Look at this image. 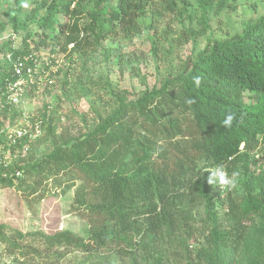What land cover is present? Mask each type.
I'll return each mask as SVG.
<instances>
[{
	"label": "rangeland",
	"instance_id": "374dc122",
	"mask_svg": "<svg viewBox=\"0 0 264 264\" xmlns=\"http://www.w3.org/2000/svg\"><path fill=\"white\" fill-rule=\"evenodd\" d=\"M41 1L0 0V66L10 56L8 47L20 49L23 41L29 46L24 51L37 62L32 75L20 84L17 105H9L1 93L0 78V178L12 177L10 169L14 166L32 164L51 152L54 141L62 143L65 137L75 139L95 129L101 120L114 115L122 102H133L153 86H163L192 68L199 55L206 56L214 41L241 33L264 14V0H138L142 3L137 18L139 31L124 35L116 20L109 19L116 1L104 0L99 5L103 35L96 39L97 34L87 31L89 42L80 52L72 50V44L63 51L59 50L61 44L54 45L53 51L50 47L36 48L42 30L36 23L44 13L36 7ZM77 9L71 18L56 13L54 19L58 23L79 19L83 26L91 21L89 13L99 10L95 0H84ZM13 15L26 20L23 31L13 32ZM99 24L91 22L94 31L100 29ZM243 96L245 103L257 99L256 94L246 91ZM182 117V122L191 127V116L185 113ZM18 128L27 136L20 149L7 144V133ZM148 129L156 133L159 127ZM195 163L200 168L203 160L197 158ZM128 168L131 170V166ZM236 169L230 174L225 172L230 183L223 187L213 174L216 170L209 169L205 175L201 171L202 181L212 182L208 183V192L215 201L216 227L230 240L237 229L226 218L232 199L228 188L237 187V195L244 193L242 185L234 182L242 172L241 166ZM21 176L20 180L12 179L11 185L0 181V224L4 225L0 228V264H143L141 256L146 254L137 251L136 234L132 235L131 248L116 242L92 252L70 245L48 249L40 233L68 230L88 240L87 216L73 202L81 180L71 168L40 175L29 171ZM181 193L150 218L154 222L162 217L167 221L155 230L160 264H206L198 250L208 246L212 231L207 201L201 202L200 191L196 194L191 188ZM243 223L245 234L239 251H225L222 264H264V251H252L264 248V222L251 212ZM18 232L23 236L18 237ZM2 234L18 247L10 246Z\"/></svg>",
	"mask_w": 264,
	"mask_h": 264
},
{
	"label": "trees",
	"instance_id": "16d2710c",
	"mask_svg": "<svg viewBox=\"0 0 264 264\" xmlns=\"http://www.w3.org/2000/svg\"><path fill=\"white\" fill-rule=\"evenodd\" d=\"M103 1L95 0L99 10L89 13V24L80 26L79 19L58 23L54 15L71 18L84 0H42L36 7L44 10L36 23L42 28L36 48L44 46L55 51L52 46L61 44L59 50L63 51L72 44V50L80 52L89 42L87 31L97 34L96 39L103 35L99 7ZM115 1L109 19L116 20L124 35L136 34L142 3ZM10 20L14 33L26 27V20L17 15ZM93 21H99V30L94 31ZM25 49H29L25 41L20 49L8 47L11 58H5L0 66L1 91L7 81L16 79L13 60L17 55L27 54ZM244 91L256 94V101L245 103ZM185 113L191 116L192 128L182 122ZM112 116L78 138L65 137L62 143L54 141L51 152L32 164L14 166L10 169L12 177L0 178L11 185L12 179L20 180L29 171L40 175L71 168L81 180L73 202L87 216L88 240L68 230L50 235L40 233L46 247L70 245L92 252L118 242L131 248L132 235L136 234L137 251L146 254L141 256L143 264L150 260L148 264H160L161 250L156 247L155 230L167 221L163 217L156 222L150 218L157 215L160 206L173 202L184 189L191 188L196 194L200 191L201 202L207 201L212 225L209 244L199 248L198 256L206 264H222L225 251H239L245 234L243 222L249 214L252 212L264 222V14L241 33L214 41L206 56L199 55L192 68L175 75L163 86H153L133 102H122ZM148 126L159 129L154 133ZM49 128H53L50 123ZM26 141L24 135L13 146L20 149ZM197 158L203 160L200 168L195 163ZM237 166H241L242 172L234 182L242 185L244 193L237 195V187L228 188L232 199L226 208V218L237 229L230 240L216 227L215 201L208 192V181L201 179V171L205 175L209 169H221L230 174L237 171ZM262 232L264 235V225ZM18 235L23 236L20 232ZM2 239L18 247L4 234ZM255 249L252 251H264L262 246Z\"/></svg>",
	"mask_w": 264,
	"mask_h": 264
},
{
	"label": "built area",
	"instance_id": "2783aa9c",
	"mask_svg": "<svg viewBox=\"0 0 264 264\" xmlns=\"http://www.w3.org/2000/svg\"><path fill=\"white\" fill-rule=\"evenodd\" d=\"M7 58L10 59L11 57L8 55ZM36 63V58H34L31 53L15 56L13 66L16 79L7 81L4 84L3 91H1L9 104L17 105L20 101V93L22 92L20 84L32 75ZM24 135L26 134L22 133L20 128L9 131V133H7V144L10 146L14 145L16 141Z\"/></svg>",
	"mask_w": 264,
	"mask_h": 264
},
{
	"label": "clouds",
	"instance_id": "9594fccd",
	"mask_svg": "<svg viewBox=\"0 0 264 264\" xmlns=\"http://www.w3.org/2000/svg\"><path fill=\"white\" fill-rule=\"evenodd\" d=\"M225 123H228V121H225ZM213 174L217 175L218 176V179H219V182H220V185L223 187V186H226L230 183V181L226 180L225 177H226V173L221 170V169H217ZM209 184H211V180L208 181Z\"/></svg>",
	"mask_w": 264,
	"mask_h": 264
}]
</instances>
